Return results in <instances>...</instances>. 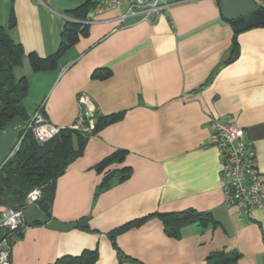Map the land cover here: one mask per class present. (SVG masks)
<instances>
[{
    "label": "crops",
    "instance_id": "obj_1",
    "mask_svg": "<svg viewBox=\"0 0 264 264\" xmlns=\"http://www.w3.org/2000/svg\"><path fill=\"white\" fill-rule=\"evenodd\" d=\"M84 1L0 0V24L23 49L14 76L28 85L26 118L14 117L0 130V165L36 109L60 127L77 121L81 96L94 109L93 122L98 115L122 113L88 136L55 182L50 216L62 222L85 218L86 226L26 225L22 236H8L9 263L49 264L97 249L95 264H118L108 232L146 217L115 237L120 251L144 264H203L219 250L240 253L232 264H264V206L248 214L224 206L221 156L206 141L211 118L243 129L256 152L264 200L262 23L225 20L217 0H168L169 11L150 21L121 18L124 6L99 14L92 9L84 20L87 33L63 52L57 67L33 71L28 54H53L65 22L73 20L66 12ZM255 1L264 12V0ZM11 13L15 23L9 27ZM233 35L237 54L229 60ZM95 69L110 74L96 78ZM117 149L125 151L118 166L130 167L131 174L94 197L101 177L94 165ZM187 209L208 212L216 222L184 225L173 237L158 215L148 216Z\"/></svg>",
    "mask_w": 264,
    "mask_h": 264
},
{
    "label": "trees",
    "instance_id": "obj_2",
    "mask_svg": "<svg viewBox=\"0 0 264 264\" xmlns=\"http://www.w3.org/2000/svg\"><path fill=\"white\" fill-rule=\"evenodd\" d=\"M217 2L219 4V0ZM93 8L94 3L91 0H85L80 6L66 12L73 20L65 22L57 50L43 58L35 53L28 54L29 63L33 71L49 70L57 67L63 52L77 40L79 34L87 33V26L84 24V20L87 18L88 12ZM14 23V15L11 13L8 26L12 27ZM261 25L264 26V23ZM237 31L235 29V32ZM236 54L237 43L235 35H233L229 60H232ZM22 55L21 44L15 42L8 35L5 27L0 24V130L14 117L26 118L23 99L27 94V80L25 77L16 79L13 72L14 67L21 64ZM109 74L110 72L104 69H95L93 71V76L100 79L108 77ZM121 116L122 113L98 115L95 118L93 128L89 131L63 128L56 135L42 143L34 139L29 129H23L18 146L0 165V203L14 208L22 207L25 205L27 194L32 189L37 188L40 194L35 202L47 217L52 218L49 210L54 197L57 178L63 174L69 163L82 153L89 135H94L104 126L120 119ZM124 154V150L117 149L94 165L95 171L101 175L93 193L94 197L110 188L114 183H120L130 176V167L118 166L123 161ZM152 215H158L162 219L165 232L173 237H178L180 228L184 225L194 222L200 225L210 222L215 224L216 222L210 213L194 209L152 213L148 216ZM145 218L141 217L131 220L108 232L111 244L117 252L118 264H122L124 261L144 264L120 251L117 248L115 237L119 232L131 225L138 224ZM10 234L7 229L0 228V238L10 236ZM97 256V249H85L78 255L58 257L49 264H95ZM239 257L240 253L237 251L219 250L209 253L205 257L203 264H232Z\"/></svg>",
    "mask_w": 264,
    "mask_h": 264
},
{
    "label": "built area",
    "instance_id": "obj_3",
    "mask_svg": "<svg viewBox=\"0 0 264 264\" xmlns=\"http://www.w3.org/2000/svg\"><path fill=\"white\" fill-rule=\"evenodd\" d=\"M91 1L94 3V14L124 6L125 11L120 15L121 18L128 15H140L146 21H150L152 17H157L162 11L167 13L170 6L168 0ZM87 22H90V20H87ZM79 101L82 104L81 112L77 121L70 126L60 127L55 125L43 117L40 109H36L27 120L26 129L31 131L34 139L39 143L47 141L63 128L79 131L92 129L94 109L83 96L79 97ZM210 128L211 132L206 141L215 146L221 156L220 177L224 206H234L239 214H248L255 207H263V180L252 141L245 136L242 128L221 121L216 117L210 119ZM19 142L20 139L16 147ZM39 194V189H32L26 196L25 205L19 208L0 203V228H5L12 234L25 227L22 210L28 204L35 202ZM9 255L8 236H3L0 238V264H9Z\"/></svg>",
    "mask_w": 264,
    "mask_h": 264
},
{
    "label": "water",
    "instance_id": "obj_4",
    "mask_svg": "<svg viewBox=\"0 0 264 264\" xmlns=\"http://www.w3.org/2000/svg\"><path fill=\"white\" fill-rule=\"evenodd\" d=\"M222 16L227 20L240 21L242 26H252L264 23V12L257 7L255 0H219ZM22 219L25 225L41 224L55 230H68L77 226H86V219L77 222H62L49 218L40 209L36 202L28 204L22 210ZM22 236V232H18Z\"/></svg>",
    "mask_w": 264,
    "mask_h": 264
},
{
    "label": "rangeland",
    "instance_id": "obj_5",
    "mask_svg": "<svg viewBox=\"0 0 264 264\" xmlns=\"http://www.w3.org/2000/svg\"><path fill=\"white\" fill-rule=\"evenodd\" d=\"M26 123H27V121H26ZM26 123H25V128H24V129H26ZM75 130H76V129H75ZM59 131H60V130H59ZM19 139H20V138H19ZM18 141H19V140H18ZM16 145H17V144H16ZM4 161H5V160H4ZM4 161H3V162H4ZM3 162H2V163H3ZM4 205H5V204H4ZM7 206H8V205H7Z\"/></svg>",
    "mask_w": 264,
    "mask_h": 264
}]
</instances>
